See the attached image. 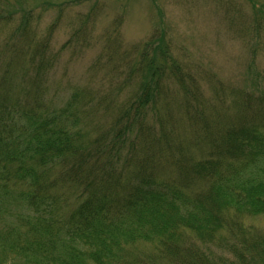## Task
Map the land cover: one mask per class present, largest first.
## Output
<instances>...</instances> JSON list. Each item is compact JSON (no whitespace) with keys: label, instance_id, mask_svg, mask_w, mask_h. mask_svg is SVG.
Segmentation results:
<instances>
[{"label":"trees","instance_id":"1","mask_svg":"<svg viewBox=\"0 0 264 264\" xmlns=\"http://www.w3.org/2000/svg\"><path fill=\"white\" fill-rule=\"evenodd\" d=\"M10 17L0 8V21ZM162 36L159 31L134 47L125 73L96 97L110 119L106 126L96 122V133L81 123L82 109L66 120L64 110L76 111L74 96L58 110L38 90L34 98L29 91L21 99L1 97L0 216L5 221L16 202L22 208L15 223L0 221V264H159L155 250L176 252V264H216L197 237L215 228L231 235L224 239L233 257L219 262L264 264V235L238 218L264 216V88L252 78L250 89L226 95L216 87L207 101ZM109 43V51L118 49ZM34 44L15 57L34 66L39 76L29 84L36 91L47 51ZM11 69L1 71L4 79ZM170 70L184 89L176 112L185 138L161 110V82ZM137 84V92L120 99ZM189 148L198 158L191 159ZM187 233L197 236L187 240ZM180 239L190 243L184 251L176 247ZM143 245L152 250L138 254Z\"/></svg>","mask_w":264,"mask_h":264},{"label":"rangeland","instance_id":"2","mask_svg":"<svg viewBox=\"0 0 264 264\" xmlns=\"http://www.w3.org/2000/svg\"><path fill=\"white\" fill-rule=\"evenodd\" d=\"M0 8L11 15L8 20L0 21L3 57L0 58V81L4 79L1 71L12 67L7 79L0 82L3 85L0 100L8 94H17L21 99L27 91L34 98L38 90L42 102L58 110L74 96L76 111L68 109L63 113H67L66 120L71 123L73 112L82 109L81 123L86 125L88 134L96 133V122L106 126L110 121L103 111L104 102L101 105L96 97L101 99V92L112 89L113 77L125 73L129 55L136 56L134 47L143 44L152 34L158 36L159 31L168 44L169 56L195 75L207 101L212 99L214 88L222 87L226 95L230 91L237 94L251 86L252 78L264 88V0H0ZM19 25L24 28H18ZM110 40L118 48L113 50L114 55L109 51L113 49ZM30 42L35 43L34 48L42 46L43 54L47 51L42 63L44 70L40 72L43 77L36 91L30 88V84L34 87L31 78L39 76L34 66L20 64L25 60L17 58L23 55L28 44L30 47ZM16 50L20 52L15 57ZM116 66L122 68L114 71ZM165 78L160 88L166 99L161 110L172 115L177 135L185 138L189 133L184 123L177 120L182 116L176 112L183 105L184 89L176 83L171 70ZM138 89L139 84L136 90L126 88L120 99ZM188 152L191 159L198 158L196 150L189 148ZM164 164L165 168H160L167 171ZM214 206L218 208L216 203ZM238 218L242 227H253L259 235H264V216L246 212ZM213 231L212 237L193 235L208 245L210 262L224 264L219 260L233 257L224 239L231 238L230 231L228 228ZM193 235L187 233L186 239L193 240ZM196 244L201 245L200 241ZM189 245L180 239L176 247L184 251ZM151 250L147 245L136 248L138 254ZM155 252L153 257L159 264H176V252Z\"/></svg>","mask_w":264,"mask_h":264}]
</instances>
